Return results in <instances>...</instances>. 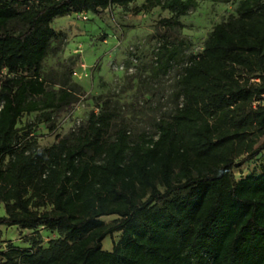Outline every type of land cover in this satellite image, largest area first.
I'll use <instances>...</instances> for the list:
<instances>
[{
	"label": "trees",
	"instance_id": "16d2710c",
	"mask_svg": "<svg viewBox=\"0 0 264 264\" xmlns=\"http://www.w3.org/2000/svg\"><path fill=\"white\" fill-rule=\"evenodd\" d=\"M199 1L0 0V81L10 76L0 92V227L57 237L43 245L32 235L21 248L3 244L0 231V264H264V164L258 175L232 173L264 151V0L232 1L233 14L187 55L179 19ZM138 2L135 16L170 15L158 21L144 69L151 82L177 71L174 107L155 121V136L123 125L109 134L120 113L106 100L72 140L37 147L35 127L19 120L36 114L53 131L82 94L71 72H43L62 37L52 22Z\"/></svg>",
	"mask_w": 264,
	"mask_h": 264
},
{
	"label": "rangeland",
	"instance_id": "374dc122",
	"mask_svg": "<svg viewBox=\"0 0 264 264\" xmlns=\"http://www.w3.org/2000/svg\"><path fill=\"white\" fill-rule=\"evenodd\" d=\"M232 1L235 0H201L194 11L179 19L183 26L178 31L179 37L189 42L185 54H199L202 51L213 26L233 14ZM139 5L140 2L135 3L125 10L111 8L100 16L87 13V21L70 15L68 19L64 16L52 22L51 27L62 37L59 43L52 44L43 62V72L54 77L71 72V81L82 94H73L68 99L71 109L62 113L53 131H49L44 124L36 123V114L24 115L19 120L18 128L33 124L35 129L30 136L37 147L48 148L60 139L72 140V134L85 126L89 113L97 112L96 104L106 100L120 113L109 134L123 125L133 136L140 133L155 136V121L174 107L170 94L177 71L159 80L149 81L144 69L153 61L155 31H161L160 28L156 29L158 21L170 15L156 8L135 16L132 9ZM9 79L7 75L2 77L0 92L3 87L9 86ZM53 89L60 90L57 86ZM263 142L264 138L258 145ZM237 164L232 169L236 180L258 175L264 164V151L251 161L242 163L238 160ZM45 209L48 210L49 206ZM3 215V206L0 205V217ZM114 219L104 217L101 220L110 223ZM0 231L3 244L11 243L21 248L28 246L36 236H41L43 245L57 238L43 228L31 233L16 227L1 226ZM118 238V234L106 238L105 248Z\"/></svg>",
	"mask_w": 264,
	"mask_h": 264
},
{
	"label": "crops",
	"instance_id": "0c3cea01",
	"mask_svg": "<svg viewBox=\"0 0 264 264\" xmlns=\"http://www.w3.org/2000/svg\"><path fill=\"white\" fill-rule=\"evenodd\" d=\"M71 16H74V15H71ZM71 16H66V18L68 19V18H70ZM54 30H55V29H54ZM55 31H56V30H55ZM56 32H57V31H56ZM21 231H22V230H21ZM104 241H105V239H104L103 242H102V249L105 250V251H107V252H111L112 247H113V244L111 243L109 246H106V248H105Z\"/></svg>",
	"mask_w": 264,
	"mask_h": 264
},
{
	"label": "built area",
	"instance_id": "2783aa9c",
	"mask_svg": "<svg viewBox=\"0 0 264 264\" xmlns=\"http://www.w3.org/2000/svg\"><path fill=\"white\" fill-rule=\"evenodd\" d=\"M76 16H77V18L81 19L82 21H87L88 20L87 13L77 14Z\"/></svg>",
	"mask_w": 264,
	"mask_h": 264
}]
</instances>
